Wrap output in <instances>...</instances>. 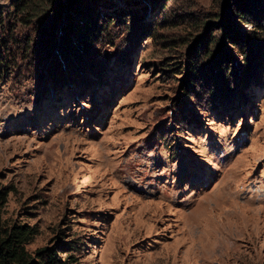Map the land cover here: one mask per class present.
<instances>
[{"label":"rangeland","instance_id":"obj_1","mask_svg":"<svg viewBox=\"0 0 264 264\" xmlns=\"http://www.w3.org/2000/svg\"><path fill=\"white\" fill-rule=\"evenodd\" d=\"M105 1L121 24L71 61L50 16L0 0L3 225L77 264H264V6Z\"/></svg>","mask_w":264,"mask_h":264},{"label":"trees","instance_id":"obj_2","mask_svg":"<svg viewBox=\"0 0 264 264\" xmlns=\"http://www.w3.org/2000/svg\"><path fill=\"white\" fill-rule=\"evenodd\" d=\"M97 1L65 0V3L62 0H22L21 12L25 8L29 9L34 6L35 9L32 10L34 16H50L53 19L50 22V27L54 28V30L59 27L62 34V37L57 42L58 44H56L58 50H61L60 53L65 60L69 59L73 61V57L77 58L79 54H89L91 46L102 35V32L106 31L96 23V18L103 15L98 12L100 8ZM106 5H108L109 12L111 13L119 10L120 17H124L129 12L123 8L124 11L116 3H112L109 0H106L101 6L105 7ZM249 6L261 9L264 6V0H246L245 3H241L240 7L235 6V9H233L234 16L241 20L242 23L249 20L245 14V9H249ZM103 16L107 19L105 25L107 27L114 23L121 24L122 22V19H119V17L114 20L110 16ZM223 25L222 29L226 27V23ZM241 54L244 55L242 52ZM204 55L206 57L209 54ZM78 64L79 62H76V65ZM167 66L170 65L166 64L165 67ZM247 68H249L248 64H246L244 69ZM218 69L220 77L222 72L226 74L224 73L225 68L220 67ZM195 70H197L196 66ZM162 71L168 70L163 69ZM6 198L7 193L0 188V264H77V258L73 255L76 247L74 241L54 244L50 248L38 250L34 256H31L26 251L25 246L37 235V232L33 227L24 224L9 227L3 225L1 209L6 202Z\"/></svg>","mask_w":264,"mask_h":264},{"label":"bare ground","instance_id":"obj_3","mask_svg":"<svg viewBox=\"0 0 264 264\" xmlns=\"http://www.w3.org/2000/svg\"><path fill=\"white\" fill-rule=\"evenodd\" d=\"M148 204V203H147Z\"/></svg>","mask_w":264,"mask_h":264}]
</instances>
